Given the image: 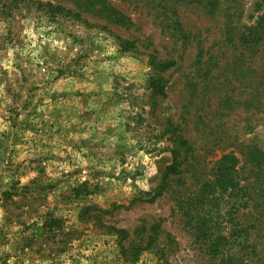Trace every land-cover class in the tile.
Instances as JSON below:
<instances>
[{"label":"rangeland","instance_id":"1","mask_svg":"<svg viewBox=\"0 0 264 264\" xmlns=\"http://www.w3.org/2000/svg\"><path fill=\"white\" fill-rule=\"evenodd\" d=\"M0 264H264V0H0Z\"/></svg>","mask_w":264,"mask_h":264},{"label":"trees","instance_id":"2","mask_svg":"<svg viewBox=\"0 0 264 264\" xmlns=\"http://www.w3.org/2000/svg\"><path fill=\"white\" fill-rule=\"evenodd\" d=\"M126 46L127 47H132V46H134V43L133 42H127L126 43ZM163 63H165L166 65V67L165 68H167V69H169V68H171L175 63L173 62V61H165V62H163ZM164 80H160L158 83H157V85H156V91H157V93L158 94H160L161 96H164L165 95V88H164ZM122 232H124V231H122Z\"/></svg>","mask_w":264,"mask_h":264}]
</instances>
